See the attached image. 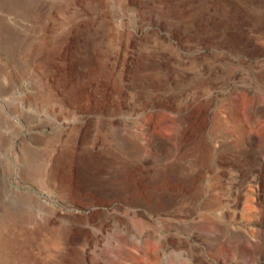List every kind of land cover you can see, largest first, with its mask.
Returning <instances> with one entry per match:
<instances>
[{"label":"rangeland","instance_id":"374dc122","mask_svg":"<svg viewBox=\"0 0 264 264\" xmlns=\"http://www.w3.org/2000/svg\"><path fill=\"white\" fill-rule=\"evenodd\" d=\"M0 264H264V0H0Z\"/></svg>","mask_w":264,"mask_h":264}]
</instances>
